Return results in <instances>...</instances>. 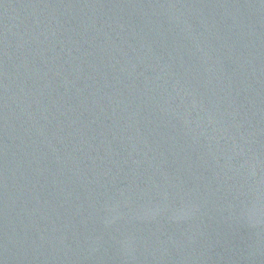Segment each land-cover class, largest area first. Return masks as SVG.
Instances as JSON below:
<instances>
[{"label": "water", "instance_id": "obj_1", "mask_svg": "<svg viewBox=\"0 0 264 264\" xmlns=\"http://www.w3.org/2000/svg\"><path fill=\"white\" fill-rule=\"evenodd\" d=\"M0 264H264V0H0Z\"/></svg>", "mask_w": 264, "mask_h": 264}]
</instances>
